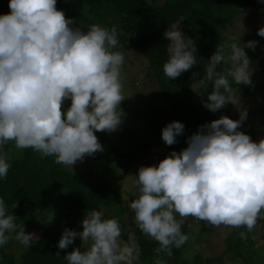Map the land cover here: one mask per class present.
I'll list each match as a JSON object with an SVG mask.
<instances>
[{
  "label": "clouds",
  "instance_id": "1",
  "mask_svg": "<svg viewBox=\"0 0 264 264\" xmlns=\"http://www.w3.org/2000/svg\"><path fill=\"white\" fill-rule=\"evenodd\" d=\"M8 7L0 15V178L6 179L11 167V156L4 151L9 141L73 170L77 162L104 151L96 133L118 130L126 115L120 108L128 95L117 26H74L57 0H9ZM183 20L163 33L168 42L163 72L169 79L198 64V49L182 31ZM257 34L264 37V27ZM258 43L217 45L200 79L203 87L211 85L204 107L215 113L231 103L239 119L222 115L199 126L186 148L171 151L158 165L139 167L135 175L138 196L128 207L139 231L158 243L157 255L171 257L173 247L189 240L182 231L187 217L215 227L246 228L239 233L244 241L264 218V138L254 141L239 130L248 110L230 83L252 84V61L245 49L255 51ZM221 65L228 67L218 70ZM184 129L182 122L171 121L162 128V140L171 146ZM16 218L0 198V246L11 239L6 233L16 232L15 239L31 247L38 237L18 226ZM122 233L118 218L106 219L93 210L83 218L82 231L64 228L58 248L67 249L79 237L81 245L64 256L67 264H137L140 246L134 235L124 240Z\"/></svg>",
  "mask_w": 264,
  "mask_h": 264
},
{
  "label": "trees",
  "instance_id": "2",
  "mask_svg": "<svg viewBox=\"0 0 264 264\" xmlns=\"http://www.w3.org/2000/svg\"><path fill=\"white\" fill-rule=\"evenodd\" d=\"M4 3L8 7L9 0ZM251 6V0H57V8L63 10L67 18H73L74 26L86 30L93 23L108 28L116 25L118 50L125 55L121 74L127 72L126 62L131 63L135 54L136 59L142 56L146 65L139 69H144L145 80L154 88L144 102L138 101L137 94L128 98L133 106L125 117L133 121L136 134L130 133L126 137L123 134L126 124L122 122L117 130L119 133L112 141L113 147L106 153L97 152L95 156H89L88 163L79 171L58 165L54 157L43 156L31 148L17 149L14 141L6 144L4 151L11 156V167L6 179L0 178V198L5 201L8 213L17 217L15 222L18 226H24L26 232L39 228L40 235L34 245L25 248L15 239L16 232L6 233L11 239L0 246V264H67L64 256L79 247L81 240L77 237L67 249H59L61 233L66 227L76 230L85 215L93 210L102 211L106 219L118 218L123 229L122 237L125 235L129 226L134 225L135 215L134 212L127 214L129 210L124 205L119 181L126 171L118 170L117 156L124 157L129 164L141 152L164 144L162 128L171 121H180L185 125L184 133L177 137V144L182 146L187 144V138L197 132L199 126L222 115L231 118L229 103L215 113L204 107L211 85L203 87L200 79L216 46L227 47L234 42H225L224 35L229 25L238 16L248 17ZM255 9L259 10V7ZM180 17L185 18L180 25L182 31L193 39L198 49V64L178 78L169 79L163 72V64L168 58V42L163 33ZM260 46H256L254 54L249 52L252 49L246 48L245 51L250 59L253 58L251 61L264 66V45ZM220 67L228 65L218 66V70ZM134 68L138 69L136 66ZM135 83L134 79H128L133 89L138 88ZM230 83L232 87L250 92L261 88L259 84L253 85V82L240 86L234 81ZM251 86L252 89H249ZM69 105L70 101L64 107ZM252 111H248L247 116ZM242 127L252 138V126H248L245 120ZM106 133L97 132L96 135L104 140ZM130 139L136 145L123 146L122 142ZM148 158L151 165H158L161 161L154 156ZM53 214V221L46 223ZM261 216L264 217V211ZM188 222L185 218L182 231L187 235L192 234L193 239L195 234L199 236L196 240L198 243L204 240L205 234H213V226L206 221L198 220L199 229L196 232L190 230ZM227 228L228 234L223 238L220 253L208 255L204 250V253L193 251L189 260L185 255L186 243L180 248L173 247L171 257L165 253L157 255L154 249L159 246L158 243L142 234L136 226L132 235L141 249L137 264H155L157 259L163 264H227L226 259L236 261V258H240L244 264H264V218L257 220L256 228L248 233L246 241L239 236L241 231L246 232V228ZM206 245L207 242L203 247ZM58 251L60 256L57 257L55 254Z\"/></svg>",
  "mask_w": 264,
  "mask_h": 264
},
{
  "label": "rangeland",
  "instance_id": "3",
  "mask_svg": "<svg viewBox=\"0 0 264 264\" xmlns=\"http://www.w3.org/2000/svg\"><path fill=\"white\" fill-rule=\"evenodd\" d=\"M5 0H0V3H3L2 6H0V13L6 14L10 11L9 7L6 6L4 3ZM252 6L250 8L251 12L248 17H242L238 16L234 22H232L231 25L227 28V31L225 32V42L229 43L230 40H233L234 42H239L241 40V43H245L249 40H255L258 41V45H261L262 47L264 45V37L259 36L258 29L260 27H264V0H251ZM258 6L259 10H256L255 7ZM230 50V49H229ZM257 48L255 49V51ZM249 50L251 54H254V51ZM132 56V55H131ZM253 59V58H252ZM251 59V60H252ZM127 72L121 74L122 75V83H123V91L125 95H128V97L121 102L120 108L123 110L125 114H127L130 111V108H132L133 104L131 101H128V98L132 97V94H137L138 101L144 102L150 95H151V89L154 87H151L148 85L147 81L144 78V69L140 70V67L145 68V61L142 56H139L138 59L135 57L132 58L131 63L126 62ZM136 69L135 70V67ZM252 67H253V73L251 76V80L254 84H259L261 88L257 91L251 90L253 92H250V90L247 89H239L238 87L234 86L233 92L234 94L239 98L241 101V106L244 108H247L248 111L254 110L250 113L249 116H247L246 122L247 125L252 126V140L259 141L261 138H264V66L261 64L259 65L256 61H252ZM134 79L136 82L135 84L138 85L137 89H133L130 84H128V79ZM252 89V86L251 88ZM70 100H66V102H69ZM229 112L232 113L229 116L233 118V120L239 119V111L236 106L229 103ZM251 107V108H250ZM126 116V115H125ZM123 118V123L126 124V128L124 130L123 134H126V137L132 134H136V127L133 124V121L131 122L129 119L126 120V117ZM135 123V122H134ZM132 124L134 128L132 127ZM240 131L245 132V128L241 126L239 129ZM119 132L116 130L111 133H106L105 139H99L101 144L103 145L104 152H108L113 146L112 141L116 138V135ZM129 133V134H128ZM247 134V131L245 132ZM134 136V135H133ZM133 139V138H132ZM123 146L132 147L135 146L136 143L130 141H124L122 142ZM138 145L141 146L140 143ZM186 145H178L177 143L169 146L165 143L157 146V147H151L146 152H141L137 157H135L129 164H127L126 159L124 157H118L117 161L119 162L118 170L120 172L126 171V175L122 178L121 181H119V184L121 186L122 196L124 200V205L126 206L127 214L128 212H133L129 209L128 204L132 199H135L138 196V192L136 188L133 185V180L135 179V175L138 174V169L141 166H149L150 161L148 156H154L158 157L159 160H162L166 155H168L171 151L175 150L176 152H180L182 149L186 148ZM89 161V158L86 157L83 162H77L73 166V171H79L81 170ZM68 167V166H67ZM70 168V167H68ZM71 169V168H70ZM72 170V169H71ZM132 195H130V194ZM130 213V214H131ZM135 218V216H134ZM186 220H189L187 225H189L190 230H193V232L198 231L199 229V223L198 220L194 217L190 218L187 217ZM131 222V221H130ZM137 226L136 221H134V225H130L128 230H126L125 235L122 237V239L127 240L128 235H132V232L134 231V228ZM213 234H210L207 236H204V240L200 243H198L196 240L199 238L195 234V241L193 239L192 234L188 233L189 240L186 242L185 251L187 252V258L191 259V254L193 251L203 252L205 251L208 255H216L220 253L223 250V238L228 234V228L227 226L221 225L219 227L213 226ZM77 231H82V220L79 223V226L76 229ZM32 233H35L37 237L40 235V229H33ZM194 241V242H193ZM207 242L208 245L203 247L205 243ZM197 243V244H195ZM195 244V245H194ZM202 245V246H201ZM204 250V251H203ZM191 253V254H190ZM236 261L226 259L225 262L227 264H244L240 258H236ZM170 264V263H168ZM183 264V263H182Z\"/></svg>",
  "mask_w": 264,
  "mask_h": 264
}]
</instances>
